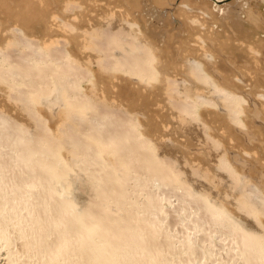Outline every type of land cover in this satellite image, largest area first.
Listing matches in <instances>:
<instances>
[{"label": "rangeland", "instance_id": "1", "mask_svg": "<svg viewBox=\"0 0 264 264\" xmlns=\"http://www.w3.org/2000/svg\"><path fill=\"white\" fill-rule=\"evenodd\" d=\"M233 1L235 0H229V3ZM237 3L238 2L234 3V5H236ZM255 3H256L255 0H253L251 8L255 6ZM207 6L208 8H205ZM214 8L215 7L213 6V4L211 6V1H208L206 5L201 0H0V111H3L4 114L6 113L5 114L6 116H5L4 114H2V112H0V114L4 116L3 117L0 115V132L4 133L5 131V133L7 132V135L9 134L8 136L13 137V134H14L13 132L15 130H16L15 133L17 131L24 132V130L25 132H27V130L22 129V127L27 128L26 126H28V129L30 127L31 131L36 129L34 133L37 134V131L38 133L41 131L38 129H42L45 126L44 123L48 122L47 123L48 126L46 125L47 128L50 127V130H52L51 132H53V134H57L55 133L56 131L58 132V129H56V127L58 128V126L56 125L58 124V122H59V125H60V122H62L61 116H63L62 110L64 108V104H60L57 109L58 113L61 114V116L56 115L57 117L55 116L53 119L48 107L40 100L35 101L36 103L33 100H32V103H27V101L25 100L23 101V99H22L23 104H22V101L18 102L19 96L20 97L23 96L22 95L23 92H21V85L22 86L25 85L26 87V88L25 87L22 88L23 91H25V89L28 90L26 84L22 82L26 80V82L28 83L27 78L31 76V73L33 75H36L35 71L33 70L34 73L33 72L28 73L29 76L25 75L26 78L23 77L24 75H22V77L25 80H22L23 79L22 78L21 79L22 82H21L20 76L18 77V75H15L14 73L12 74L9 70H7L10 67V65H12L11 67L16 66L15 64H17V62H16L15 55L18 56L20 54L22 56V54H24V56H27V54L30 55L34 52L31 55L33 58H35L34 60H37L38 58H39L38 60H41L42 57L39 56L38 52L36 51V53L38 54L37 56L35 54V51H33V50L38 49L36 48L37 46L36 47H33V46L38 43L39 44L38 47L39 48L42 47L41 50L43 49L46 50L47 49L45 48L46 43L52 40V38L54 39L57 38L56 40H58V42L56 41L54 45L59 43L57 48H60V50L64 49L65 51V49H69L71 52L70 53L71 57H73L71 61L73 63V59H74L73 65L77 66L75 68L73 66L74 69L72 68L74 70L73 71L74 73L70 72L72 75L74 74L77 77L74 79L75 76L73 75V78H72V75L69 74L71 75V78H69L70 81L67 79L69 81V84H72V86L74 85L73 87H75L76 85L72 83V79H74L73 82L77 80V82L79 83H76L78 84V86H76L74 89L76 88H78V90L80 89L79 91H81L83 95H86V94L89 95V99L92 98V101L94 98H96L94 100H98L97 103L101 100L106 103V108L109 110L108 113H106L107 112L106 109H103L101 108V106H99V104L98 105L96 104V106H98V108L100 107L101 111L103 112V113L101 112V117L108 116L112 119L110 115L112 116L114 115L115 117L113 116L114 118L112 119L111 123H114V121L120 120L119 124L122 123V121L124 122L126 120L125 122H127L128 120L129 123L127 122V124H132L131 129L134 128L136 131V132L131 131L133 135L134 133H138V132H139L138 134H141L140 135L141 138H142V135H144L143 136L144 139L142 138L143 139L142 142L144 141L146 144L141 143L140 136L138 134H137L138 136L135 134L136 137L134 139L136 140L132 139L134 140L133 142L131 140L132 144L128 142L129 144L127 145L126 143L127 147L129 148L128 151L130 152V155L128 153L126 154V152H128V151H125L127 147L123 151L125 153L121 152L124 154L123 155L124 158H125V155H128L127 156L128 159L129 157L130 158L134 157L135 159H138L135 161V164L132 165V168L134 166V169L137 168L138 170H140L143 167L146 169L145 166L141 167V165L143 164L141 155H136V153L138 152L134 153V151L131 150L133 148L132 146L136 147V146H139V144L140 145L144 144L143 146H145V148L144 147L142 148L146 150H143V151L147 152L148 146L146 148V145H148V143H151V142L147 143V141L151 140L153 144L151 143V146L150 145L149 146L152 147L153 150H155L154 152L157 153L158 156H160L158 157V161L162 159L163 161L162 160L161 161L165 165L164 167H160V168H163V169L172 168L171 170L172 171L174 170L175 172L174 171L173 172L175 174L178 172V170L180 171L184 170L185 171L184 174H187V175H184L186 178L190 174L191 175L194 174L199 177L198 179V177L190 175L188 177L189 179L188 180L186 179L187 182H190L191 181L190 179H192L189 187L190 188L194 187L193 188L194 191L191 189V192L193 193L190 194V191H189L190 188L189 190H187L186 188V185L188 187L189 183H187L184 180L185 177L182 175V171L181 172L179 171V172H180V178L184 182L183 184H185L183 186L179 185V184H182L180 183V180L178 179L179 172L176 175L172 172L173 173V177H172L170 175L171 173L167 174V172H169L168 170L164 172V174L168 175V176H165V178L162 174H159V175H161L160 176L161 179L162 178L166 179L169 176L171 177L167 178L166 180H162L161 181L162 183L161 182L159 183V181L161 180L159 177L158 181H155L156 182L155 183L153 181L155 179L153 178L157 177L156 175L157 173L155 174L154 172L156 170L153 171L154 176L153 175L151 176V173H152L151 169L149 170V172H151L150 177L148 175L149 172L148 174H146V171H144L145 173L142 172L143 169L141 171V174L138 175V173H136L137 169L133 171L134 169L132 170L130 166H129L130 168L129 169L128 168L129 164H127L128 162H130V160L133 161L135 159L133 158L129 159L128 162H127V158L125 159L127 165L124 166L125 168L122 171L124 172V175L126 176L125 183L127 180H129L126 183L127 185L128 184L129 185L128 186L125 185V186L129 190V192H131V195L129 192L128 193L130 196L127 194V191H125L127 189L126 187H124L125 188L124 191L129 197L125 196V198H128V199L124 198L123 202H125L126 200L129 202V198L131 197L130 198L131 201L135 200L136 201L135 203L140 205V204L145 203L146 201L148 202L149 198L147 200L145 198L149 196L151 199L152 198L154 199L153 195L155 194L156 199L159 197L158 198L159 200L157 199L159 203L161 197H165L161 199L160 201L161 204L159 205L157 204L156 199L154 200L156 201L155 203L159 206V209L157 208L158 212L156 210H153V211H154V214L155 212L157 213L155 214L157 216L156 218H158V215L159 217L164 216L165 214L164 212L167 211V213L164 216L165 218L164 217L161 218L162 221H164L165 219L166 220L162 224H161L162 222L161 221L160 224L162 225L163 228L165 227V230L162 229L163 232L167 231L165 232V235L166 234L171 235V237H169L170 235L169 236L166 235L165 239L168 238L169 244H170L171 240L169 238H171L172 243L173 242L175 243L174 245L176 246V250L174 249L175 246H173L172 244L171 247L173 246L172 248L174 250L172 249V251H170V249L169 250L167 249L169 252L168 253L166 252L167 250H165L166 249L165 248L164 254L163 253L162 254L165 256L166 259L171 258L170 260H173V262L177 261L175 264H181L182 262H185L181 260V263H179L180 256L178 255H182V254L183 255L186 254L185 255L186 257L184 256V258L181 257L180 259H183V260H185V258L189 259V260L187 259V263L185 264H245L246 257L243 256L241 252H239L240 248L239 246L237 247V245L239 244L238 243L235 244L236 241L231 240L232 238L235 240H238L239 235H240V229H235V228H239L238 226L239 224L237 225L235 224V222H237L238 220H240L238 221V223L242 221L244 222L246 221L247 222V223L245 222L246 224L250 226H254L255 228L256 227L258 228V225H259L260 228L258 229H261L264 226V217H263L264 215L263 214H258V217H255V216L253 217L250 215L248 216V214L246 213L247 214L246 216V214L243 213V211L245 212L246 210L244 209L243 211L241 210L242 206L239 209V211L241 210V212L238 211L237 207H239V205H242V204H240V202H239V205H237L238 203L234 204L235 202H233V197L235 195L237 196L239 195L235 194L234 191L231 192L232 189L228 188L229 185H231V182H233V180H229L226 176L227 174L224 172V169L226 168V166H228L231 168L233 167L232 169L235 168V171L237 173H240V172L244 173L248 177L247 179L248 180L250 179L249 180L250 182L246 179V182L244 184L246 189H248V187H246L248 183H250L249 185L252 184L250 186L252 190H253V187L255 189L256 185H257V188L255 190H258V187L259 189H261L262 185L264 186V177L263 179L259 178L260 173L261 172L264 173V41L263 39H261V36L264 33V26L257 29L254 27H250L248 25L249 30H247V28L243 27L240 24H237L239 25V27H236L234 31L229 27V25L227 26L226 24L222 22L223 20L222 18L228 15L229 13H231L233 9L231 7L227 8L225 10L226 13L224 15H222L223 12H221V14H217L216 12L215 15H210L207 10H211V9L214 10ZM259 9L262 10L263 18H264V5L261 6ZM262 22H263V19L261 20V23ZM16 25L18 26V28H21L22 26L21 29L23 31L18 32L14 28V27H17ZM72 29L73 31L75 30L76 31L73 32ZM86 29L89 32V34H87L88 36L85 37L86 40L84 39L83 41V38H82L81 40H78V44L73 42V35H76L79 31H82V30L84 31ZM109 29L111 31L113 29L117 30L118 35L115 34L116 33L115 31V33H113L115 34L113 37L117 36L116 40L118 41L122 40L123 42H125V41L130 40L128 42H131L132 40L139 38L141 42L148 44L149 46L148 49L149 50L152 49L150 51L148 50L151 55L150 64L153 66L161 67V69L164 70V73L159 72V74H161L162 76L159 75L158 80H157V77H155L156 80L152 78L150 79L151 82H149V84L147 81L144 85L140 83L138 80H135L134 78H132L131 75L129 74L127 75V73L125 74L123 71H121L120 68L114 70L115 72L105 70V68L102 69L99 63H97L99 62L98 60H100L99 56L103 55V53L101 54V51L99 50V46L100 47L102 46L101 39L104 38L105 33H106V36L108 35ZM250 29H253V30H250ZM16 31L17 33H15ZM83 31L81 33H83ZM71 32H73V34H71ZM21 34H23L24 36ZM109 35H111V33H109ZM45 36H47L48 38ZM63 36L66 37L67 39L66 41L67 43L64 42L66 45L63 43L64 41ZM30 38L32 39L33 45L30 44L31 43ZM36 38H38L39 41L35 42L34 44L33 41L34 40L36 41ZM28 39H30L29 43L24 41V40L28 41ZM69 39H71V41ZM8 40L13 41V42L17 41L16 46L14 47L13 45H9V44L7 45L6 43ZM24 42L25 44L27 43L26 46H24L25 45ZM28 44L32 47L33 52L31 53V49H29V46L27 49H29L30 51L27 50L28 51L27 53L26 51L20 52L23 46H24L23 50H26L25 48L27 47ZM86 45L87 47L84 48V46ZM88 45H89V48H88ZM110 50H113V49H111L110 47ZM12 51L16 53H12ZM66 52L68 51H65V53ZM9 53H12L13 55L12 54L9 55ZM53 54H54L53 56L55 57L57 56V53L55 54L54 52ZM59 54L63 55V53H59ZM59 54L57 57H59ZM34 55H36V57ZM7 56H10L11 60L8 59ZM53 56L51 55L50 57H53ZM12 57L15 59H13ZM75 57H76V60H75ZM114 58L115 57H113V59ZM12 61L14 64L12 63ZM194 61L199 62L201 69L208 76L207 80L210 79V81H212L213 84L211 83L208 86L204 84V86L206 87H204V89H202L201 91L196 90L197 86L193 88L191 87V90L189 91V95L192 97H190L189 100L192 99L193 102L191 103V105L193 106L190 107V111H185L183 113L181 112L179 113L177 117L175 116L170 117L171 112L169 110H171L172 108L170 107L169 99H167V94L165 95L162 93L161 95H159L158 87L160 86V84H163L164 82H166L164 81V78L166 80V77H171L173 81L177 80L179 86L180 84L183 85V82H181L180 78L183 77L182 79L185 78L188 81V76L186 75V73L192 70L191 68L193 67ZM109 65L110 64H108L107 67ZM108 68H111V66ZM42 75H44V73L41 74V76L37 78L40 79ZM48 79L51 81L50 77L47 78L46 80ZM159 80H161V82L163 83H159L160 82ZM13 81H15V83ZM66 82L67 81H65V83ZM199 82H201L200 79H199ZM12 84H13V88L10 87L12 86ZM50 84H51L50 86H52L54 82ZM66 86H67L66 87L67 91H69L72 87V86H69L68 84ZM183 87L185 86L183 85ZM220 88L223 90H220ZM10 89L12 90L13 94L11 93ZM50 90L51 89H49V91ZM71 90L69 91L71 95L76 96L77 93H79L77 92L78 90H75L77 93L73 94L75 91L72 92ZM45 91L43 92L44 94L47 92L49 93V91H46V92ZM228 91L229 92L231 91L230 92L231 94ZM155 92L158 95H156ZM182 92L184 93V91ZM18 93H21V95L20 94L18 95ZM183 93L181 94L177 93V95L183 98L184 96ZM11 94L13 97L11 96ZM197 94H203L205 98L210 102L203 100V98L201 96H197ZM232 95L235 96L236 99ZM14 97L15 98L17 97V101L14 99ZM76 97L80 99L79 96H76ZM148 99H150V101L152 100L151 101L152 104H150L151 103L150 102L147 105ZM224 102H227V104H230L232 106H235L233 107V109H235L236 107L238 108L237 119L232 118L233 116L229 114L228 108L227 109L223 108L224 105L226 106ZM109 104H111L113 108V109L111 108L112 110L109 109L110 107L108 106ZM25 105H26V108L27 107L29 108L28 111L26 112L27 113L30 112V116H28V114H26L24 110ZM177 105L180 106V104H177ZM29 106L32 107V109ZM33 107L35 108V110L33 109ZM177 108H175V110L173 109V111L176 114H178L176 110ZM30 109L32 110V112L33 110L36 111L37 109V114H38V115L36 114L37 117L36 116L34 117L35 114H33ZM38 111L40 112L38 113ZM89 112H90L89 113V116H90L91 110H89ZM114 112H117V113L114 114ZM188 112H191V114H189ZM123 113L126 116H124ZM116 114L118 116H116ZM119 114H121V116ZM31 115H33V117L36 118L34 121H33V118H30ZM93 115L94 114H92V117ZM98 116L100 117L99 114ZM98 116L96 115V118H99ZM101 117L99 119L95 118V120L96 121L98 120V123H99L100 119H103L105 121L106 118H108V117H105V118H101ZM110 118H108L107 120L108 122L111 121ZM115 118L116 120H114ZM38 120H40L41 122ZM42 120L44 123L42 122ZM103 120L100 121L99 123L100 125H101V122H103V124L105 123ZM35 121H37L38 125L35 124L36 123ZM152 121H154V124H156L157 122L158 127H155V125L153 126ZM15 122L16 123L21 122L22 125L24 124V126L20 125L21 128H19L20 126L15 124ZM130 122H133V123H130ZM39 124H40V128H36L37 126H39ZM115 124L109 123V125L107 124V126L115 125V126L121 127L123 123L119 125L117 122ZM105 126L106 125H104V128ZM18 128L20 130H18ZM114 129L117 130L116 127ZM121 130L123 129L121 128ZM117 132H120V129H118ZM7 135H5L6 138L8 137ZM0 137H1V133H0ZM10 137H8L7 139L9 140ZM6 138L3 137V140H5ZM1 139L2 138H0V140ZM3 140L0 141V144H1L0 164L2 165V166L0 165V173L2 172V168H3V171L5 170L6 167L4 166L6 162L8 163L7 160H9L8 164L10 163L13 164L14 162V158L13 159L9 158V157H13L9 151L12 149L10 148L12 147L10 145L12 144L11 142L12 139H10V143L8 140H5V141ZM6 144L8 145L6 146ZM153 146L156 148H153ZM138 149H136V151L138 150L139 152H141L142 150L141 146L138 147ZM149 149L150 151L152 150L151 148ZM150 151H148V153ZM62 152L65 158L68 159V157H66L68 156V154H66V152L68 153V151L64 149L62 150ZM109 154L108 155L104 154L105 156H103L102 159L111 161L113 156L111 155V153ZM108 156H111V159L107 158ZM165 158L167 159L166 161H165ZM220 158H224L223 161L225 162V164L220 165V167L222 166L221 168L217 167V169H215L213 166L214 164L216 166L217 160H220ZM117 161L112 160V162H110V164H108L107 166H105L104 164H103L104 166L102 164L99 166L100 168L110 167L112 169L113 166H115V163ZM137 161L142 163V164H139L141 168H138L139 166L138 164H136ZM161 161H160V165L163 166V164H161ZM166 162H168L169 164ZM229 162L232 163L231 164L232 166H230ZM250 162H252L253 164L249 165ZM186 163L189 164V166H187ZM254 163H256L257 165ZM191 165L193 166V168L191 167ZM86 166H87L86 163L84 165L82 164L79 166V169L82 170ZM250 167H252L253 169H251ZM110 168H108V170L105 169L104 171L106 170L109 171ZM175 168L178 170H176ZM92 169L95 171V167H92ZM127 169L131 170V172L128 171ZM93 170L92 172H94ZM82 171H85V170H82ZM159 171H156V172L159 173ZM216 171L220 173L218 174ZM222 171L224 173H222ZM214 172H215V175H214ZM136 174L139 177L136 176ZM220 174H222L223 176ZM174 175L178 177V178L175 177V180L177 179L176 180L177 183L176 182L173 183L172 181L174 178ZM206 175H209L211 178L208 176L209 178L207 177L208 178L207 179ZM127 176L129 178H127ZM90 177H91V174L89 173V180H90ZM138 178H141V179L138 180ZM258 178L260 181L259 180L257 181ZM168 179L169 181L171 179L170 182L172 183L167 181ZM204 179L205 181L207 180L208 184L203 181ZM209 180L212 185L215 183L214 186H217V188L212 186L214 189L210 190L209 188L211 187V184L209 183ZM225 180L226 182H224ZM227 180H229L230 183ZM148 181H150L151 183L153 182L154 185L149 183L148 184L149 187H148V185L146 184ZM193 181L195 182V184ZM139 182L141 185L139 184ZM144 182H146L145 183L146 185L143 184ZM165 182L166 184H164ZM216 182L218 183V185ZM199 183L200 184L204 183V187L206 186L204 188L206 189L205 191L210 190V192L209 191L204 192L206 193V195L208 194L210 198L211 196H213L212 198L214 199H217V197L221 198V197H224V194H229V193H230L229 194V197H230L232 194V197L230 198L227 197L228 200L221 198L222 206L226 208V209L224 208L226 210L224 212L225 215H223L224 220L222 219V216H220L221 218L217 217L213 219L212 218L210 219V217L209 218L206 217L207 215H209L208 214L209 211H211L209 210L210 209L209 205L205 206L204 203H202V205L205 206V209L206 207H208V210H207L208 213H207V211L202 208V205H200V201H202L204 198L202 199V196H201V199H202L201 200L199 198L200 195H198L199 196L198 197L196 196V194L194 195L195 199H194V196H191L194 194V192L200 193L198 186L200 189H203L202 188L203 185L201 186ZM219 183H222V184H219ZM150 185H153V186H150ZM227 185L228 187L225 188V186ZM54 186H57V185H54ZM107 187L110 188L109 185L104 187V190L106 189L105 193L107 192V195L110 193L109 195L111 196L112 195L111 192L113 191L108 192ZM142 187L143 188L147 187L148 194H149L147 197H146L147 190L145 192V189H143ZM139 188L140 190H138ZM135 189H137V191ZM141 189H143V191H141ZM215 189H217V192ZM249 189H248V192H249ZM261 190H262L261 192L260 190L259 191L253 190L252 192H255V195L252 193L251 194L253 196H259L258 198L264 197L263 196L264 190L263 189ZM135 191L137 194L135 193ZM256 192L257 194L258 192L260 193L263 192L262 193L263 195L262 194L261 196L256 195ZM187 194H190V195H187ZM135 197L136 198L138 197V198L136 199ZM119 200H117L119 207L120 206L124 207L125 205L130 204V203H127L126 201V204L124 203L125 205H122L123 203V202L121 203L122 199H119ZM142 200L145 202L141 203L140 201ZM195 200H197L198 202H196ZM152 201L153 200H151V202ZM153 202L151 203V206L152 208L156 209V204L154 206ZM202 202H204V200ZM132 203L134 204V201L131 202V204ZM147 204H149V202ZM12 205L13 203L7 202L6 209L11 210L10 208L12 207ZM118 205L116 204V206ZM160 205H163L162 207L165 208L166 210H164ZM114 207H115V203H114ZM211 208L214 209L212 206ZM119 209L123 213V210L121 208ZM161 210H164V211H161ZM153 211H151L152 214H153ZM253 211L256 212L258 210H253ZM224 213H221V214H224ZM199 216H201L203 219L200 217L202 219L201 220ZM227 217H229L228 221L231 220L230 221L231 223L230 222L228 223L227 220H225ZM252 217L253 219L256 218V222L260 224L256 225L255 221L250 222L252 220ZM195 219L198 221H196ZM158 220H160V218ZM257 220L259 221L261 220V222H258ZM214 223H216L217 225L216 224L214 225ZM226 223L228 225L230 224L235 225V227L233 226L234 230L232 226L230 227ZM173 224H175L174 227H173ZM176 224L178 226H176ZM224 224L226 226H224ZM261 225L263 226L261 227ZM167 226L170 228H167ZM193 226H196L197 228L194 227L195 230H193ZM199 228L202 229L201 230L202 232L199 231L200 230ZM160 229H161V226L159 227V230ZM227 230L228 231L230 230L229 232L231 233L229 234ZM236 230L237 231L239 230L238 231L239 233ZM195 231L197 232L199 231V232L197 233ZM210 231H212L213 233ZM161 232L162 231H160L159 233ZM163 232L160 235H163ZM165 235L163 236L165 237ZM186 235L190 237L187 236L188 238L187 239L185 237ZM229 235L232 237H230ZM185 238L187 241L185 240ZM158 239H162V236L161 238L158 237ZM223 240L225 241V246L223 245L224 244ZM190 242L193 244L196 243L200 247V249H198L196 248L197 245H195L196 247L192 245L194 246V248L200 251L199 254H194L192 256L188 254L185 248H187L188 244L191 245ZM183 244L187 246L184 247ZM178 246L182 250L184 249V251H182ZM233 246L234 248L235 247L236 248L234 249ZM167 248H170V246L169 247L167 246ZM178 249L181 250V252ZM173 251H175L176 253ZM195 251L196 250H194V253L196 252L198 253V251L196 252ZM183 252L184 253L187 252V253L184 254ZM239 254L242 255L240 256L242 260L240 259ZM243 257H245L244 258L245 261ZM175 258L176 259L178 258V259L176 260ZM201 259L203 260V262H200ZM258 260L260 259H257L256 261ZM169 261L168 260L166 261L167 264H169L170 262H171L170 264H172V261L170 262ZM3 262H5V260L2 261V264ZM260 262L262 261L260 260ZM255 263L257 264L259 262H255ZM259 264H262V263H259Z\"/></svg>", "mask_w": 264, "mask_h": 264}, {"label": "bare ground", "instance_id": "2", "mask_svg": "<svg viewBox=\"0 0 264 264\" xmlns=\"http://www.w3.org/2000/svg\"><path fill=\"white\" fill-rule=\"evenodd\" d=\"M201 1L204 2V4H206V5H207L208 1H211V6L213 4V6L215 7L214 10L213 9L207 10L210 15H215L216 12H217V14H221V12H223L222 15H224L226 13L225 10L227 8L231 7L233 10L231 11V13H229L228 15H226L225 17L222 18L223 19L222 22L224 24H226L227 26L229 25V27L234 31H235L236 27H239V25H237V24L242 25L243 27L247 28V30H249V26L257 28V29L264 26L263 13H262V10L259 9L261 6L264 5V0H255L256 8H255V6L253 8H251L253 0H235L231 3H229V0H201ZM236 2H238V3L236 5H234V3H236ZM205 8H208V6ZM88 17H89V15H88ZM262 19H263V22L261 23ZM132 24H134V23H132ZM14 28L18 32L23 31L21 29L22 26H21V28H18V26L14 27ZM250 30H253V29H250ZM17 31L15 33H17ZM72 31H73V29H72ZM75 31H73V32H75ZM82 31H79L78 32L79 34L77 33L78 35L77 34L73 35V42H75L76 44H78V40H81L82 38L84 41L85 37L88 36L87 34H89L87 29L84 30L83 33H81ZM108 31H109V33H111V35H109V33H108V35L106 36V33H105L104 38L101 37L102 38L101 39V41H102L101 45L102 46L101 47L99 46V50L101 51V54L103 53V55L100 54L101 55V56H99L100 60H98L99 62H97V63H99V65L101 66L102 69L105 68V70L115 72L114 70L120 68L121 71H123L125 74L127 73V75L128 74L131 75L132 78H134L135 80H138L140 83H142L144 85L147 81L149 84V82H151L150 79H152V78H154V80H156L155 77H157V80H158V76L161 75V74H159V72L164 73V70H162L161 67L153 66L150 64L151 55H150L149 51L152 49H150V50L148 49L149 48L148 44L141 42L139 40V38H136L135 40H132L131 42H128L130 40L125 41L126 43L123 42L122 40L118 41V40H116L117 36L113 37L115 34L118 35L117 30L113 29L112 30L113 32H112L109 29ZM115 31H116V33H115ZM73 32H71V34H73ZM113 33H115V34H113ZM21 35H23V34H21ZM45 37H47V36H45ZM30 39H28V41L27 40H24V41H26L27 43H29L31 41L30 44H32L33 37L31 40ZM34 39H35V37H34ZM53 39L54 38H52V40L49 39L50 41H48L46 43V46H45V48H47L46 50H44V49L41 50L42 47L40 46L41 48H39L38 47L39 44L38 43L35 44V42L39 41L38 38H36V41L35 40L33 41L35 44L33 47L37 46L36 48H38L40 50L39 51L37 49V50H33V51H35V54L37 56L39 54V56L42 57V59L40 57L41 60H38L39 59L38 58L37 59L38 61L34 60L35 58H33L31 56L34 52L32 51V47L29 44L25 48L26 50H23V47L26 46V44H27V43L25 44V42H24L25 45L24 46L22 45L23 46L22 50L20 51V49H21L20 48L19 51L20 52L26 51V53H27L28 52L27 50L31 49V53L32 52L33 53L30 55L27 54V56H24V54H22V56H21L19 54L21 57L19 55L17 56L14 54L16 57L17 64H15L16 65L15 67L14 66L11 67L12 65H10V67L8 66L9 68L7 69L12 74L14 73L15 75H18V77L20 76L21 77L20 80L23 77H25V75L29 76L28 73H31V72L34 73V71H35L36 75H33L31 73V76L29 78H27L28 83L26 82V80L24 78L22 79V80H25L24 82H22V80H21L22 83L26 84L28 90L25 89V91H23L22 88L25 87V85L24 84H23L24 86L21 85V92H23V94H22L23 96H21L22 98L19 96L20 100L18 99V102L22 101V99H23V101L24 100L27 101V103H32V100L34 102L37 100H40L41 102H43L48 107L53 119L56 115L61 116V114H59L57 111L59 105L64 104V108L62 110L63 116H61L62 122H60V125H59V122L56 125V126H58V128L56 127V129H58V132L56 131L55 133H57V134H53V132H51L52 130H50V127L47 128L48 122L44 123L43 122L44 119L42 120V122L44 123L45 126L43 128L41 127L42 129H38L41 131L39 133L37 131V134L34 133L36 129L31 131V128L29 127V129H28V126H26L27 128L22 127V129H26L27 132H25V130H24V132L17 131L16 133H15L16 130L14 132L12 131L14 133L13 134L14 138L12 136L11 137L8 136L9 134L7 135V132L5 133V131H4L5 135H7L8 137H10V139H12V141H11L12 144H10L12 146V147H10V148H12L11 149L12 152H11V150H9V151L13 157H9V158L10 159L14 158V162H13V164H11V163L8 164L9 160H7L8 163L6 162L7 165L5 164V166H4V167H6L5 170L3 171V168H2V172L0 173V198H1V200H0V202H1V204H0V264H2L3 260H5V262H3V264H165V263L167 264L166 261L167 260L169 261L171 258L166 259L165 256L163 255L164 251L167 249L168 250L170 249V251H172V249H173L172 247L175 246L174 245L175 243L174 242L172 243L171 238H169L171 240V242L169 244L168 238L165 239L166 235H168V234L165 235V232H167V231L163 232V230H162V229L165 230V227L163 228L161 224L166 219L164 221H162L161 218L165 216L167 211L164 212L165 214L163 213L164 216H162V217L161 216L159 217V215H158V218H156L157 216L155 215L157 213L155 212V214H154V211H153V210L157 211V208L159 209L158 205L161 204L160 203L161 199L165 198V197H161V199L158 203L159 197L157 196L158 197L157 198L158 200H157L155 194L153 195V193H152V195L154 196V199L153 198L151 199L150 196L147 197L149 195L147 187L146 188L142 187L143 189H145V192L147 190V195H146L147 198H145V199L147 200L149 198L148 199L149 204H147L148 203L147 201H146L147 202L146 203L145 201L142 200L140 202L141 203L145 202V203L138 205L135 203L136 202L135 200L131 201V199H130L131 197L129 198V202L127 200L126 201H127V203H130V204H131V202L134 201V204L132 203L131 205L130 204L125 205L126 201L123 202L124 201L123 199L125 198V196H128L129 193L131 195V192H129V190L126 187L129 185V184L128 185L126 184L129 180H127L125 183L126 176L124 175V172L122 170H124V168H125L124 166L127 164H129L128 168L130 166L131 169L133 170L134 166L132 168V165H134L135 161L138 160V159H135L134 157H132L133 159H135V160H133L134 163L132 160H130V162H128V160L132 159V158L129 157V159H128V157H127L128 155H125V158H124L123 153H125V152H123V151L126 149L127 145L129 143H131V140L136 137L135 134L137 135L139 132L134 133V135L131 133V131H135V129L134 128L131 129L132 124H127L128 120H127V122H125L126 120L124 121L125 124L122 121L123 124L122 123H120V124H122L123 127L122 126L120 127V126H115L116 125L115 123L118 122V124H119L120 120H117V121H114V123H111L112 119L115 117L114 115H113L114 116L113 117L112 115L109 114L112 117V119L108 116H104V117L102 116L101 117L102 111H101L100 107L98 108V106H96V104L97 105L99 104V106H101V108L106 109L107 110L106 113H108L109 110L106 108V103L102 100H101L102 102L99 101L97 103L98 100H94L96 98H94L92 101V98L89 99V95H87V94L83 95L82 92L79 91L80 89L78 90V88L74 89L76 86H78V84H76V83H79V82H77V80L75 82H73L74 79L77 77L74 74L73 75L75 77H74V79H72V83L75 84L76 86L73 87L74 85L72 86V84H69V81H70L69 78H71V75H72L70 72H73L74 71L73 69L77 66L73 65L74 59H73V63L71 61V59L73 57H71L70 50L65 49V51H68L66 53H65L64 49L60 50V48H57L59 43L55 44L56 46L54 45V43H56V41L58 42V40H56L57 38L54 40ZM63 39H64V41L62 40L63 43L67 41L66 37H64ZM261 39H263V41H264V33L261 36ZM69 40L71 41V39H69ZM21 41H23V40H21ZM59 41H60V39H59ZM101 41H100V43H101ZM6 44L7 45L8 44L13 45L15 47L17 44V41L13 42V41L8 40ZM18 44H20V43H18ZM28 46H29V49H27ZM61 47H63V46H61ZM86 47H87V45L84 46V48H86ZM110 47L113 50H110ZM88 48H89V45H88ZM13 51H12V53H16ZM36 51L38 52V54L36 53ZM54 52H55V54L57 53V56L59 53H63V55L59 54V57H57V56L55 57V56H53ZM12 53H9V55ZM36 55H34V56L36 57ZM51 55L53 57H50ZM112 56L115 58L113 59ZM7 57H8V59L11 58L10 56H7ZM99 57H98V59H99ZM13 59H15V58H13ZM75 60H76V57H75ZM13 61H12V63H13ZM108 64H110L108 67L111 66V68L107 67ZM73 66H74V68H73ZM35 68H36V70H35ZM191 69L192 70H190V72L188 71L186 73V75L188 76V81L185 78H184L185 80L182 79L183 77L180 78L181 82H183V85L185 87H183L182 84H180V86H179L177 80L173 81L171 79V77H166V80L164 78V81H166L164 83L161 82V80H159L160 81L159 83H163V84H160V86L158 87V91H159L158 93H159V95H161L162 93L165 95L167 94V99H169L170 107L172 108L171 110H169L171 112L170 117H173V116L177 117L179 115V113H181V112L183 113L185 111H190V107L193 106V105H191V103L193 102L192 99L189 100L190 97H192L189 95V91L191 90V87L193 88V87L197 86L196 90L201 91L202 89H204V87H206L212 83V81H210V79L207 80L208 76L201 69L199 62L194 61L193 67ZM37 70H38V72H37ZM25 73H27V74H25ZM43 73H44V75H42V77L40 78L41 80L38 79L37 77H40L41 74H43ZM69 74H71V75H69ZM77 74H78V72H77ZM196 74H198V75H196ZM22 75H24V76L22 77ZM73 75H72V78H73ZM46 77L47 78L50 77L51 81L49 79L48 80L50 82L48 80H46L47 79ZM199 79L201 80V82H199ZM65 81H67L68 83L67 82L65 83ZM13 82L15 83V81H13ZM53 82H54V84L52 86H50L51 85L50 83H53ZM13 84L10 87L13 88ZM67 84L69 86L73 87V88L71 87L72 90L70 89L72 92L75 90H78L77 92H79V93H77L75 91L73 94L77 93L76 96H79L80 99H78V97H76L75 95H71V93H69L70 90L69 91L66 90ZM204 84H206V86H204ZM49 87H51V88H49ZM48 88L51 90L49 91ZM79 88H81V87H79ZM19 90H20V88H19ZM45 90L49 91V93L47 92L44 94L43 92ZM220 90H223V89L220 88ZM10 91L12 93L11 89H10ZM182 91H184V93ZM177 93H180V94L183 93V95H184L183 98L178 96ZM12 94H11V96H12ZM19 94L21 95V93H18V95ZM155 94H156V92H155ZM156 95H158V94H156ZM72 96L74 99L72 98ZM197 96H201L203 98V100L210 102L205 98V96L203 94H197ZM17 97L16 98L14 97V99L16 101H17ZM233 97L236 99L235 96H233ZM146 99H147V97H146ZM23 101H22V104H23ZM147 101H148V103L147 102L146 103L148 105L152 100L150 101V99H148ZM92 102H94V103H92ZM224 103L226 104V106L224 105L223 108H226V109L228 108L229 114L233 116L232 118L237 119L238 108L236 107L235 109H233V107H235V106L227 104V102H224ZM150 104H152V102ZM177 104H180V106H178ZM26 105L24 106L25 112L28 111V109H29L28 107L26 108ZM93 106H94V108H93ZM108 106H110L109 109L112 108L111 104H109ZM177 106H178V108H177ZM30 108L32 109V107H30ZM175 108H177L176 110H177L178 114H176L173 111V109L175 110ZM33 109L35 110L34 107H33ZM34 110H33V112L31 110V112L33 114H35L34 115V117H35L37 114V109H36V111H34ZM89 110H91V114H90L91 118L89 116V113H90ZM0 112H2V114H4L3 111H0ZM34 112H36V113H34ZM39 112L40 111H38V113ZM115 113H117V112H114V114ZM188 113L191 114V112H188ZM26 114H28V116H30V112H28V113L26 112ZM92 114H94L93 117H92ZM98 114L100 115L101 118H105V117L110 118L111 121L108 122L107 121L108 118H106L105 121L103 119H100V121L103 120L106 123V124L105 123L103 124V122H101V125H100L99 124L100 121L98 123V120L97 121L95 120L96 115L98 116ZM119 115L121 116V114H119ZM123 115H124V113H123ZM1 116H3V115H1ZM116 116H118V115L116 114ZM124 116H126V115H124ZM34 117H33V115H31L30 118H33V121H34L36 119ZM99 118H96V119H99ZM37 119H39V118H37ZM40 120H38V121H40ZM114 120H116V118ZM35 122H36L35 124L38 125L37 121H35ZM12 123H14V122H12ZM20 123L15 122V124H17L18 126L22 125V123L21 124ZM109 123L115 124V125L107 126V124L109 125ZM130 123H133V122H130ZM152 123H153L152 124L153 126L155 125V127H158L157 122H156V124H154V121H152ZM104 125H106L105 128H104ZM128 125H129V127H128ZM22 126H24V124ZM41 126H43V125H41ZM115 127L117 128V130L114 129ZM133 127H134V125H133ZM19 128H21V126ZM19 128H18V130H20ZM36 128H40V124ZM121 128L123 130H121ZM16 129H17V127H16ZM118 129H120V132H117ZM42 130H44V131H42ZM0 133H1L0 138H2L1 140H3V137L6 138L3 132H0ZM138 135L140 136L141 134H138ZM143 136L144 135H142V138H143ZM7 138L5 140H8ZM140 138H141V136H140ZM142 138L140 140L141 143L146 144L144 141L142 142V140L144 139V138L143 139ZM10 139L8 140L9 143H10ZM5 140H3V141H5ZM134 140H136V139H134ZM134 140H132V142ZM148 142H151L153 144V142L151 140L147 141V143ZM126 143H127V145H126ZM151 143H148V145H146V148L148 146V149H147L148 151H150L149 148L152 149V147H150ZM7 145L8 144H6V146ZM133 145H134V143H133ZM143 145L139 144V146H136V147L132 146L133 148L131 150L134 151V153L138 152L139 154L136 153V155H141V158L143 160V162H142L143 164L141 162H139L140 160L136 162V164H138V166H139L138 168L145 166L146 169L144 167L141 168L140 170L135 168L133 171H135L137 169L136 173H138V175H139V174H141L142 169H143L142 172L146 171V174H148L149 170L151 169L152 173L149 172V174H148L149 177H150V173H151V176L152 175L154 176V172H155V174L157 173L156 174L157 177L153 178V179H155V180H153L154 182L158 181L159 177L161 176L159 174H162L165 178V176H168L167 174L171 173L170 175L173 177V173L175 171L173 170L174 171L173 172L171 170L172 168L171 169L160 168V167L165 166L162 163L163 160L160 158L162 160V161L160 160L161 164H163V166H161L160 161H158V157H160V156H158V154L154 152L155 150H153V149L151 150L153 153L151 151L149 153H148V151L147 152L145 151L146 152L145 153L143 150H146V149L142 148V147L145 148V146H143ZM0 146H1V144H0ZM140 146L142 149L141 152L138 151V150H140V149H138V147H140ZM153 148H156V147L153 146ZM64 149L68 151V153L66 152V154H68V156H66V157H68V159H66L65 156L62 154L63 153L62 150H64ZM136 149H138V150L136 151ZM128 150H129V148L127 147V149L125 151H128ZM121 152H123V153H121ZM109 153H111V155L113 156L114 159L113 158L111 159V156L107 157V158H110L111 161L102 159L103 156H105L106 154L108 155ZM127 153L130 155L129 151L126 152V154ZM243 154H244V152H243ZM5 155H7V154H5ZM126 158H127V162H128L127 164L125 161ZM223 159L224 158H220V160H217L216 166L214 164L213 167L215 169H217V167L221 168L222 166L220 167V165L225 164ZM112 160H114V161L118 160L112 169L110 167H108L110 169H109V171H107L108 170L107 167L100 168L99 165L104 164L105 166H107L108 164H110V162H112ZM166 160L167 159L165 158V161ZM84 162L86 163L87 166L84 169H82L85 171H82L79 169V166L82 164L84 165L85 164ZM166 163H168V162H166ZM139 164H142L141 167ZM171 164H172V162H171ZM229 164H230V166H232L231 165L232 163L229 162ZM252 164H253L252 162L249 163V165H252ZM254 164H256V163H254ZM192 165H191V167L193 168ZM167 166H166V168H167ZM172 166H173V164H172ZM174 166H175V164H174ZM187 166H189V164H187ZM92 167H95V171L92 169ZM89 168H90L91 172H92V170L94 172L91 173ZM232 168L226 166V168H225L226 170L224 169V172L227 174L226 175L227 178L229 180H233V182H231V185L233 187L231 185H229V187H228V185H227V186H225V188H227V187L231 188L232 189L231 192L234 191L235 194L239 195V196L235 195L233 197V202H235L234 204L238 203L237 205H239V202H240V204H242V205H239V207H237L238 211H239L241 206L242 207L244 206L243 208L241 207V210L242 211H243V209L246 210L245 212L243 211V213L244 214L247 213L248 216L250 215L253 217L254 216L258 217V214L264 215V197L258 198L259 196H253L252 195V194L255 195V192H252L253 190L254 191L260 190V192H261L262 191L261 189L264 190V186L262 185L261 189H259V187H258V190H255L257 188V185L255 184L256 187H255V189L253 187V190H252V188L250 187L252 184L249 185L250 183L247 182L248 183L247 185H249V186L246 185V187H248V189L250 188L249 192H248V189H246L245 185H244L246 182V179L248 177L242 172L237 173L235 171V168L234 169H232ZM250 168L253 169L252 167H250ZM105 169H107V170L104 171ZM129 169H127V170L131 172V170H129ZM154 170H156V171L161 170V171H159V173H158ZM166 170H168L169 172H167V174H164V172H166ZM176 170H178V169H176ZM86 171H88V172H86ZM179 171L180 170H178V172ZM180 172L178 174L179 178L175 176L177 173L176 174L174 173L175 175H174V178L172 181H173V183L174 182L177 183V181H176L177 179L175 180V177H176L180 180V183H182L179 185L183 186L185 184H183L184 182L180 178ZM224 172L222 171V173H224ZM89 173L91 174L90 180H89ZM184 173H185V171L183 170L182 175L183 176L187 175ZM207 173H208V171H207ZM134 174H135V172H134ZM138 175L136 174V176H138ZM190 175H188V177ZM214 175H215V172H214ZM220 175H222V174H220ZM171 176H169L167 178H170ZM183 176H181V177H183ZM191 176L198 177L194 174ZM208 176L209 175H206V178ZM188 177L187 178L185 177V179H184L186 182L189 179ZM263 177H264V173L261 172L259 178L263 179ZM127 178H129V177L127 176ZM142 178H144V177H142ZM164 178L161 179V177H160L161 180L159 181V183L162 180L167 179V178L166 179H164ZM259 178L257 179V181L259 180ZM86 179H88V180H86ZM140 179L141 178H138V180H140ZM198 179H199V177H198ZM190 180L192 181V179H190ZM200 180H202V179H200ZM215 180H216V178H215ZM215 180H214V182H215ZM229 180H227V181L230 183ZM167 181H169V179ZM170 181H171V179H170ZM203 181L208 184L207 180L205 181V179H204ZM190 182H187V183H189L188 187L186 185L187 190H189V188H190L189 187ZM202 182H200V183H202ZM224 182H226V180ZM145 183L146 182H144L143 184L148 185L151 182L148 181L146 184ZM170 183H172V182H170ZM209 183H210V180H209ZM232 183H234V184H232ZM106 184L109 185V187H110V188L107 187L109 189V190L107 189V191L108 192L113 191V192H111L112 193L111 196L109 195L110 193L108 195H107V192L105 193L106 189L104 190V187L107 186ZM139 184H140V182H139ZM151 184H153V182ZM164 184H166V182ZM194 184H195V182H194ZM210 184H209V186H210ZM214 184L213 185L211 184V187L214 186ZM219 184H222V183H219ZM54 185H57V186H54ZM104 185H106V186H104ZM153 185H150V186H153ZM200 185L201 186L203 185V187H202L203 189L206 187V186L204 187V183L200 184ZM217 185H218V183H217ZM124 187H126L127 190H125V191H127L128 195L125 193ZM148 187H149V185H148ZM211 187L209 189L213 190L214 188L213 187L211 188ZM214 187L217 188V186H214ZM150 188H152V187H150ZM193 188H190V190H189L190 194L193 193V192H191V189L193 190ZM143 189H141V191H143ZM198 189H199L201 194L204 192H208V191L210 192V190H208V189H207L208 191H205L206 189H204V191H203V189H200L199 186H198ZM233 189H235V190H233ZM35 190H37V191H35ZM135 190L137 191V189H135ZM138 190H140V188ZM183 190H184V188H183ZM215 190L217 192V189H215ZM250 190H252V191H250ZM136 191H135V193H136ZM228 191H230V190H228ZM185 192H186V190H185ZM260 192H258V194L256 192V195L261 196V194L263 192L262 193H260ZM182 193H183V191H182ZM200 193L194 192V194L191 196H194L196 194V196L200 195V197L198 196L200 199H201V196H202V199L204 198L203 199L204 202H202L203 200L201 199L202 201H200V205H202V203H204L205 206L209 205V208H210L209 210H211L208 213V211H207L208 207H206V209H205V206L202 205V208L205 209L207 211V213L209 214L206 217H208V218L210 217V219L211 218L213 219V218H217V217L221 218L220 216H222V219H223V215H225L224 212L226 211L225 210L226 208L222 206L221 198L228 200V198L232 197V194L229 197L230 193L228 192L229 194H224V197H221V198L217 197V199H214V198H212L213 196H211V195H210L211 196V198H210L208 194H207L208 195L207 196L206 193H204L202 195ZM218 193H219V191H218ZM223 193H224V191H223ZM190 194H187V195H190ZM150 195H151V193H150ZM203 195H204V197H203ZM226 195H228V196H226ZM225 196H226V198H225ZM255 197H256V199H255ZM189 198H191V197H189ZM257 198H258V200H257ZM119 199H122L121 203L123 202L122 205H125L126 207L125 206L119 207L118 201H117ZM125 199H128V198H125ZM150 199L153 201L156 199L158 205L155 203L156 201H154V202L152 201L154 206L156 204V209L152 208V206H151L152 202ZM194 199H195V196H194ZM196 199H198V198H196ZM200 199H198V200H200ZM224 199H222V200H224ZM167 200H168V198H167ZM137 201H139V200H137ZM195 201L198 202L197 200H195ZM7 202L13 203L12 207L10 208L11 210L6 209L7 208L6 207ZM218 202H220V203H218ZM114 203H115V207H114ZM116 204L118 206H116ZM160 206L162 207L163 205H160ZM211 206L214 209H212ZM118 207L123 210V213H122V211H120V209ZM195 207H196V205H195ZM215 207H216V209H215ZM151 208H152V210H151ZM163 209L166 210L165 208H163ZM150 210L153 211L154 215L152 214V212ZM164 210H161V211H164ZM241 210L239 212H241ZM247 210L248 211L251 210V211L248 212ZM253 210H258V211L254 212ZM149 211L151 212V214ZM206 211H204V212H206ZM118 212H120V213H118ZM160 213H162V212H160ZM221 213H224V214H221ZM227 213H228V211H227ZM247 214H246V216H247ZM260 216H259V218H260ZM176 217H175V219H176ZM200 217L201 216H199V218ZM229 217H227L225 219V220H227L228 223L231 221V220L228 221ZM253 217H252V220L250 222H252V221L256 222V218L253 219ZM159 218H160V220H158ZM172 218H173V216H172ZM196 221H198V220H196ZM238 221H240V220H238ZM238 221L237 222L233 221V222H235V224H237V225L239 224L238 225L239 228H235V229H240L239 239L235 240L232 238L231 240L236 241L235 244H237V243L239 244V245H237V247L239 246V248H240L239 252H241V254H243V256L246 257V258L243 257V259L244 258L246 259V261L244 259L245 264H256L255 262H259V263L264 264V228H263L264 226L261 225V227L262 226L263 227L261 229H258V228H260L258 225L260 223L256 222V225H258V228L257 227L255 228L254 226H250V225L246 224L247 223L246 221H245L246 223L244 221L238 223ZM257 221L261 222V220L260 221L257 220ZM160 222H161V224H160ZM166 222H168V221H166ZM233 222H232V224H233ZM222 223H224V222H222ZM177 224H176V226H178ZM198 224H199V222H198ZM215 224L216 223H214V225ZM174 225L175 224H173V227H174ZM158 226L159 227L161 226L160 230H159ZM224 226H226V225L224 224ZM228 226H230V227L232 226V228H233V226L235 227V225H231V224ZM194 227H196V226H193V230H195ZM167 228H170V227L167 226ZM171 229H172V227H171ZM201 230L202 229H200L199 231L202 232ZM230 230H231V228H230ZM233 230H234V228H233ZM160 231L163 232V235H165V237L163 235H160L162 233V232L159 233ZM206 231H207V229H206ZM212 231H210V232H212ZM229 231L227 230V232L230 234L231 232H229ZM195 232H197V231H195ZM161 236H162V239H158V237L161 238ZM187 236L188 235H186L185 237L187 238ZM205 236H206V234H205ZM169 237H171V235ZM188 237H190V236H188ZM211 237H212V235H211ZM230 237H232V236H230ZM186 238H185V240H186ZM205 239H207V238H205ZM226 242H227V240H226ZM172 244H173V246L171 247ZM186 244H187V242H186ZM192 245L195 246L197 244L191 243V245L190 244H188V246L186 245L187 248H185V250H187L188 254L191 256L194 254H199L200 251L197 250L196 248L200 249V247L197 245V247L195 246L196 248H194V246H192ZM223 245L225 246V241H224ZM167 246L168 247L170 246V248H167ZM183 246L186 247L184 244H183ZM233 248H234V246H233ZM174 249L176 250V246L174 247ZM168 250L166 252H168ZM181 250H179V251L181 252ZM194 250L198 251V253L196 251H195L196 253H194ZM182 251H184V249ZM173 252H175V251H173ZM187 252H185V253H187ZM165 254H167V253H165ZM182 255H178V256H180L179 257V263H181V260H182V261H185V262H182L185 264V263H187L188 258L187 259L185 258V260L180 259L181 257L184 258V256L186 254L183 256ZM240 256H242V255L239 254V257ZM164 259H166V260H164ZM240 259H241V257H240ZM257 259H260L262 262H260V260L256 261ZM198 260H200V259H198ZM170 261H172V264L173 263L175 264L177 262V261L173 262V260H170ZM200 262H203V260L201 259ZM259 263H257V264H259Z\"/></svg>", "mask_w": 264, "mask_h": 264}]
</instances>
